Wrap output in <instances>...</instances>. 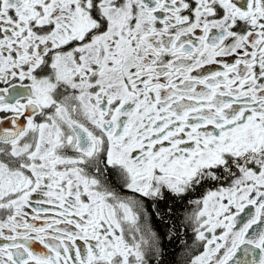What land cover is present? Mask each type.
Segmentation results:
<instances>
[{
    "label": "snow or ice",
    "instance_id": "6c2138e0",
    "mask_svg": "<svg viewBox=\"0 0 264 264\" xmlns=\"http://www.w3.org/2000/svg\"><path fill=\"white\" fill-rule=\"evenodd\" d=\"M0 264H264V0H0Z\"/></svg>",
    "mask_w": 264,
    "mask_h": 264
}]
</instances>
